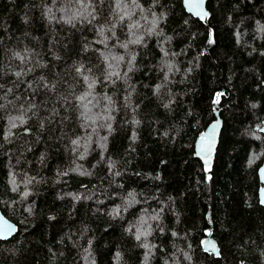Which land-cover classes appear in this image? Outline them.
<instances>
[{
    "label": "trees",
    "instance_id": "trees-1",
    "mask_svg": "<svg viewBox=\"0 0 264 264\" xmlns=\"http://www.w3.org/2000/svg\"><path fill=\"white\" fill-rule=\"evenodd\" d=\"M206 7L0 0V264H264V0Z\"/></svg>",
    "mask_w": 264,
    "mask_h": 264
},
{
    "label": "water",
    "instance_id": "water-1",
    "mask_svg": "<svg viewBox=\"0 0 264 264\" xmlns=\"http://www.w3.org/2000/svg\"><path fill=\"white\" fill-rule=\"evenodd\" d=\"M207 0H182V6L185 11L200 21H207L210 17V12L206 7ZM203 17V18H202ZM213 113L215 120L207 125L202 132L196 137L194 142V155L201 161L204 169L209 170L212 167L216 149L218 146L219 136L222 128V118L219 110L214 106ZM258 131L264 133V120ZM203 137V139H202ZM210 144V148H209ZM260 187L258 188V201L261 206H264V160L257 170ZM9 226L11 230H9ZM17 226L9 220L0 209V240H6L16 232ZM214 246V247H213ZM202 248L208 254L218 257L220 247L212 233V223H210L208 232L202 240Z\"/></svg>",
    "mask_w": 264,
    "mask_h": 264
},
{
    "label": "snow or ice",
    "instance_id": "snow-or-ice-1",
    "mask_svg": "<svg viewBox=\"0 0 264 264\" xmlns=\"http://www.w3.org/2000/svg\"><path fill=\"white\" fill-rule=\"evenodd\" d=\"M201 2H202V0H201ZM202 18H203V17H202ZM121 19H123V17H121ZM136 42L138 43L139 41H136ZM210 42H211V41H210ZM125 47H126V45H125ZM16 55L19 56V53H17ZM121 59H122V57H121ZM77 71H80V70L78 69ZM16 75L19 77V76L21 75V73L17 72ZM109 75H113V73H110ZM84 79H85V80H88V77H84ZM94 85H95V81H92L91 83H89L88 86H89V88H92V87H94ZM9 91H11V89H9ZM79 99H80V100H84L85 97H84V96H80ZM13 126H15V125H13ZM202 139H203V137H202ZM73 143H76V141H73ZM209 148H210V144H209ZM9 230H11L10 226H9ZM138 238H139V237H138ZM213 247H214V246H213Z\"/></svg>",
    "mask_w": 264,
    "mask_h": 264
}]
</instances>
